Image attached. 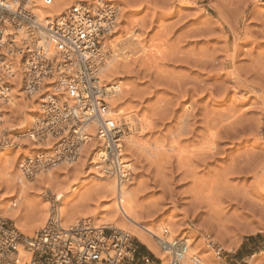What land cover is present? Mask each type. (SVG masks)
Listing matches in <instances>:
<instances>
[{"label": "rangeland", "instance_id": "obj_1", "mask_svg": "<svg viewBox=\"0 0 264 264\" xmlns=\"http://www.w3.org/2000/svg\"><path fill=\"white\" fill-rule=\"evenodd\" d=\"M103 1L118 10L104 40L106 55L129 29L139 36L138 48L143 50L130 56L125 72L112 80H122L129 88L113 110L140 114L149 125L140 133L123 116L116 119L124 132L123 156L131 165L126 183L133 192L134 219L140 227H166L165 238H187L189 250L201 261L208 256L212 264H264V0ZM62 2L70 3L69 8L76 1ZM15 80L9 101L0 105V205L16 201L10 207L19 208L35 226L41 221L35 213L43 203L49 208L55 188L65 193L76 178L61 177L71 164L60 165L51 170L59 180H53L52 190L34 188L37 192L21 200L6 186L15 172L29 182L19 163L38 149L24 134L43 102L37 93L28 97L22 92L19 72ZM129 135L143 148H130ZM86 188L66 198L68 209ZM92 201L73 212L90 216L86 220L93 225L110 220L109 203ZM132 236L143 253L157 259Z\"/></svg>", "mask_w": 264, "mask_h": 264}, {"label": "built area", "instance_id": "obj_2", "mask_svg": "<svg viewBox=\"0 0 264 264\" xmlns=\"http://www.w3.org/2000/svg\"><path fill=\"white\" fill-rule=\"evenodd\" d=\"M50 1L0 0V105L9 101L18 72L26 96L44 91L39 119L31 132L37 140L47 142V148L25 156L19 163L20 172L31 180L39 173L74 163L87 141L85 127L95 121L101 143L95 167L121 187L130 177L123 156L124 132L105 110L110 90L99 68L104 58L102 45L116 24L118 10L107 2L80 1L60 15L41 19L36 7ZM62 95L72 104L63 101ZM187 240H157L169 254L168 264H183ZM198 259L191 255V264ZM159 262L143 253L135 238L122 229L95 226L89 220L65 228L55 201L45 225L32 236L21 233L0 213V264Z\"/></svg>", "mask_w": 264, "mask_h": 264}, {"label": "bare ground", "instance_id": "obj_3", "mask_svg": "<svg viewBox=\"0 0 264 264\" xmlns=\"http://www.w3.org/2000/svg\"><path fill=\"white\" fill-rule=\"evenodd\" d=\"M62 1H60V0H51L50 3H40L36 7V12H37L38 16L41 19H44L46 17H53V16H57V15L62 14L68 8V6L70 4V3L69 4H65ZM86 1H88V0H86ZM98 1L99 2H105L103 0H97L96 2H98ZM72 2L77 3V2H80V1L79 0H74V1L72 0ZM133 32L134 31H132L131 29H129V30L126 31V34L123 37L121 36V38L115 40L114 43H112L113 41L112 42L110 41L112 44L109 47H111V49H112V54L109 55V56H107L106 53L103 52L104 53V58L99 63V65H100L99 68H100V75H101V78H102L103 82L106 83V85H109L108 91L109 90L110 91H109L108 99H107L108 107L105 109L106 112L108 113V115L110 116L109 118L110 119H113L114 123H116L117 122L116 119L118 120L117 117L118 116H121V117L123 116V119H125L126 122L128 121L129 124H131L132 129H134V131H136L138 129V131H140V133H141L142 130L144 131V130L149 129V127H148L149 125L146 123L147 122L146 120H145L146 122H144L139 117L140 114L138 115V114L131 113L132 112L131 110H130L131 112H125V110L124 111H122V110L119 111L117 109H116V111H118V112H116L115 110H113L114 107H115V105L116 104L120 105L119 104V101L121 99H123L122 97H120V95L122 94L121 96H123L124 94H127V92L129 91V88L126 87V84L123 83L124 81H122V80L119 81L118 83L112 82V80L114 78H116V77L122 76V71L125 70V66L124 65H126L125 63H126V61L128 60V58L130 56H135L137 54H140V51H143V50H141V49L138 48L139 47L138 46V44H139V36L138 35H135V33H133ZM19 34L22 35V32L20 31ZM103 47H104V45H102V48ZM250 69H252V68H250ZM126 70L128 71V68ZM255 73H257V71L254 72V74ZM20 79H21V77H20ZM261 79L263 80V78H261ZM263 82H264V80H263ZM123 84H125V85H123ZM15 85H16V80H15V77H14V85H13V87ZM113 87H114V89H113ZM43 92L40 91L38 93V95H40L42 97L43 96ZM61 93L58 92V94H61ZM43 98H44V96H43ZM43 98H41V99L44 100ZM62 99H63V101H66L67 103L72 104L71 100H69L65 95H62ZM41 107H42V103H41ZM135 113H136V111H135ZM37 116L38 115H34V117H33V120L31 122L32 123L31 124L32 127L35 126L36 122L39 119V117H37ZM118 121H120V120H118ZM28 123H29V120H28ZM32 127H30L29 132H27V133L24 134L25 136H27L28 139H30V141L33 144H35V145L32 146V148H35V149H45V148H47V142H43L41 140H37V138L35 137V135L32 134V132H31V128ZM211 129H212V127H211ZM85 130H86V134H87V141L81 147V150H80V153L78 155V158L76 159V161L74 163H72L70 165V167L66 171H64L65 169H63L64 174L66 173L67 176L64 177L63 176L64 174L62 172H59L60 174L61 173L63 174V175H60V176L63 177V178H65V179H66V177L68 178V176L69 177L70 176H72V177L74 176L76 178V180L66 190L65 193H64V191H61L60 188H58L60 191L59 190L56 191V188H55V190L53 189L55 193L53 194V200H51L49 202V207H50V205H51V203L53 201L57 202L59 214H60L61 219H62V225L65 228H68L70 226H74L78 221L84 220V219L86 220V218H89L90 217L88 215H82L83 213L81 215L79 213L78 214L74 213L73 212L74 209L75 210L77 208L79 209V207H77V206H81V204H85V205L86 204H90L89 202L92 201V200L94 201V199H96V198L100 202H108L109 203V207L107 209H109V211L111 212V214H110L111 217L109 216L108 219H110V218L111 219L110 220H106V219L103 218L106 221H103V219H102V222H101V220H99V223L98 222H95L94 225L95 226H113L115 228H119V229H122L124 231H125V229L126 230H129L132 233V235L136 236L158 259H160V262L158 264H168V260H169V254H168V252L166 251V249H163V248H161L158 245V241L161 242L163 240H166V241H170L171 240L169 238H165L163 236V234H162L163 231H168V229L166 227H159L158 230H153V229L146 228V226L144 227L143 225H142L143 227H140L138 225V223L136 222V219H134V214H135L134 213L135 212L134 209H135V207H134V204H133L134 203V200H133V192L128 187V185L126 183L127 181L121 187H119V186H116V184L114 185V183L112 182V180L109 179L107 176H105V174L103 172H100L99 170L98 171H91V168H93V170L96 169V168H98V167H95V159H94V157L97 155L98 151L101 149L100 148L101 147V143H100V141L96 137V133H95V130H96V122L95 121L89 122L86 125ZM214 133H217V132H214ZM129 136L127 137V142L126 143H128L127 145H129L130 148L132 147L133 149L134 148L137 149L138 147L139 148L142 147L141 146L142 144H140V141L138 142L139 139L136 140V139H134L132 137V135L130 137ZM216 137H218V136H216ZM219 138H220V136H219ZM216 139H218V138H216ZM125 141H126V139H125ZM214 142H215V140H214ZM210 143H211V140H210ZM36 144H38L40 148H37L38 145H36ZM205 146H207V143H206ZM212 146H213V144L210 147L211 149H212ZM210 148H207V149L210 150ZM215 148H217V147H214V150H215ZM214 150L212 149L210 151H214ZM210 151H207L208 153L207 152L206 153L209 154ZM2 153H3V151H2ZM202 153H200V155ZM204 156H205V154H204ZM198 157L200 158L201 156L198 155ZM208 157H209V155H208ZM204 158H206V157H204ZM200 160H203V158L200 159ZM234 161H236V160H234ZM262 161H261V163H262ZM244 164H246V161L243 162V164H240L238 162V164H237V166L235 168H237V167L238 168H241V167H243ZM258 164H257V166H253V167L257 169V167L259 165H261V164H259V165ZM86 166H88V168L85 171H83V169ZM128 166H129V168L131 167V165H128ZM60 169H62V167ZM256 169H253V170H256ZM263 169H262V171H263ZM12 171L13 170H10L9 173H11ZM56 171H57V169H55V172ZM253 172H255V171H253ZM250 173H251V170H250ZM260 173H261V171H260ZM35 177H36V179H34ZM35 177L33 178L34 180L31 179L33 181L27 180L29 182H26V181H24L22 179V177H20V175L18 176V173L17 172H15L14 175H9L8 176L6 186L7 187H10V188H13L14 194L15 193L17 194V199L18 200L24 199L25 197L27 198L28 197L27 195L29 193H31V192H34V193L37 192V191H34L33 190L34 188L35 189L37 188L40 191H42V190L44 191V189L45 190H52V188L54 187L55 181L53 183V180H56V179L53 178V173L51 172V170H48L47 172L39 173ZM72 177L68 178V180L69 179L72 180ZM63 178H62V180H63ZM93 180H95V181L92 184V181ZM56 181L59 182V180H56ZM61 181H60V183H61ZM89 183H90V185H89ZM86 185H88L87 188H86ZM84 186H85L86 190L82 194L79 195L78 203L77 202L75 203V200H73L74 203H72L70 201L71 204H69V205H72V206L68 209L67 208L68 205L66 207V204H65L66 198L68 199V196L73 197V195L77 196L76 195V192H78ZM14 194H12V195H14ZM70 199L72 200V198H70ZM13 202L14 201H12L10 205L9 204H7V205H0V213L2 214V216L4 215L8 219H10L12 222L14 221V223H13L14 226L21 233L25 234L26 236H32L34 234V231H36V229L38 230L39 228H41L42 226L45 225V223H46V221L48 219V216H49V208L47 209V207L45 206L44 203L38 208V210H37L38 212L37 213L34 212L35 215L38 214V217L40 218L41 221L39 222V220H37L38 221L37 222L38 224L36 223V225L33 226L31 222H29L24 217H22L19 208H14V207L11 208L10 207V206H12ZM14 203H15L14 206H16V201ZM66 203L68 204L69 202H66ZM47 210H48V213H47ZM93 210H95V209H93ZM93 210H92V212H93ZM104 210H103V212L106 213V210L105 211ZM109 211H107V213ZM31 214L32 213L30 212V215ZM35 215L32 214L31 216L32 217H35ZM108 215L109 214H107V216ZM101 217H103V216H101ZM130 232H128V233L130 234ZM172 234L173 233H171V236H172ZM154 238H156V240H158V241L156 242ZM187 248H188V252H187V254L185 256V259L183 261V264H191V261L192 260H190V256L193 255V254L194 255H197L195 253H192L193 250L192 251L189 250L188 240H187ZM205 254H204V256H206ZM198 258L199 259H198V261H197L196 264H212L211 263V259L208 256L203 261H201L202 259L199 256H198Z\"/></svg>", "mask_w": 264, "mask_h": 264}]
</instances>
